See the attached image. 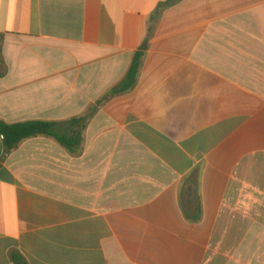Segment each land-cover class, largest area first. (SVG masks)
<instances>
[{"label": "crops", "instance_id": "obj_1", "mask_svg": "<svg viewBox=\"0 0 264 264\" xmlns=\"http://www.w3.org/2000/svg\"><path fill=\"white\" fill-rule=\"evenodd\" d=\"M1 39L8 124L86 115L146 50L81 147L1 164L0 264H264V0H0Z\"/></svg>", "mask_w": 264, "mask_h": 264}, {"label": "trees", "instance_id": "obj_2", "mask_svg": "<svg viewBox=\"0 0 264 264\" xmlns=\"http://www.w3.org/2000/svg\"><path fill=\"white\" fill-rule=\"evenodd\" d=\"M179 1L181 0H170V4ZM2 47L3 39L0 42V60L2 59ZM145 50L146 46H143L140 51L134 54L130 68L124 79L115 87L111 88L96 104L90 106L88 113L82 117L73 118L64 122L26 121L8 124L0 121V135L2 136L4 144V154L0 160V166L10 153L17 149L23 142L33 138L43 136L52 138L68 150L81 147L84 140L83 133L99 109L110 100L125 95L135 88L143 65ZM192 183L195 185V178H193ZM192 189H194V186H192ZM197 214L201 216V209H198ZM11 258L17 264H27L18 254H12Z\"/></svg>", "mask_w": 264, "mask_h": 264}]
</instances>
